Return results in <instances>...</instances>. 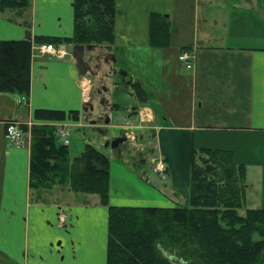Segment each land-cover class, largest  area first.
Segmentation results:
<instances>
[{"label":"crops","instance_id":"0c3cea01","mask_svg":"<svg viewBox=\"0 0 264 264\" xmlns=\"http://www.w3.org/2000/svg\"><path fill=\"white\" fill-rule=\"evenodd\" d=\"M115 11L112 45L58 44L65 51L60 59L30 55L28 95L0 93V264L93 259L106 207L63 198L72 193L66 186L28 185L29 128L40 123L33 111H75V120L48 123L62 126L66 138L91 110L93 89L103 114L113 112L115 122L105 118L91 126H109L112 140L124 138L113 149L123 146L124 163L158 195L144 201L163 207L185 202L191 148L230 150L233 139L244 142L240 149L251 143L253 163L264 173V0H115ZM152 13L167 23L163 47L149 44ZM72 27L71 0H30L21 14L0 12L4 41L68 38ZM74 46L82 47L84 74L75 68ZM181 51L193 53L190 69L177 61ZM6 122L25 128L21 144L4 138ZM131 149L134 156L126 153ZM151 160L164 164L162 175ZM108 203L116 204L109 196Z\"/></svg>","mask_w":264,"mask_h":264},{"label":"trees","instance_id":"16d2710c","mask_svg":"<svg viewBox=\"0 0 264 264\" xmlns=\"http://www.w3.org/2000/svg\"><path fill=\"white\" fill-rule=\"evenodd\" d=\"M30 0H0V12L23 13ZM68 38L0 40V93L26 97L32 44L106 45L114 41L115 0H71ZM167 23L149 16V44L163 47ZM77 113L34 110L38 124L29 128L31 189L66 186L76 194L95 195L106 207L105 264H171L159 246L182 250L191 264H264V208L238 210L244 204V166L229 149L191 148L185 202L174 207H118L108 203V159L85 144L70 162L56 143L50 122L75 120ZM23 131L25 128H23ZM195 260V262H194Z\"/></svg>","mask_w":264,"mask_h":264},{"label":"rangeland","instance_id":"374dc122","mask_svg":"<svg viewBox=\"0 0 264 264\" xmlns=\"http://www.w3.org/2000/svg\"><path fill=\"white\" fill-rule=\"evenodd\" d=\"M92 80V86L95 88L96 84ZM94 97L91 99V110L87 109L82 114L80 119V126H71L68 128L67 137L65 140L68 142L66 145L68 160L71 162L74 157H77L82 151L85 144H89L96 148L99 152L104 154L108 159V196L116 204L111 206L118 207H163L159 206L154 202H147L143 200V197L147 195L151 199H157L158 195L153 188L152 182H144L137 172L131 168L130 164H125L124 160L125 152L119 155V152L123 149L120 146L118 149H111L109 142L112 140L115 131L109 126L103 130L91 126L93 124L102 123L105 118L109 119V124L115 122L110 116L113 112L103 114L100 106L96 100L97 90L93 89L92 92ZM106 137V140L103 139ZM56 143H59V138H55ZM232 147L231 152L233 160L237 163L243 164L244 166V184H245V198L243 206L238 210L239 215H243L245 209H257L264 208V173L261 172L260 166L253 163L251 158V143H245L240 149L239 146L244 142H239L236 139L227 141ZM108 143V144H107ZM126 153H130V156H134V150H126ZM133 153V154H132ZM137 153V151H135ZM136 156V155H135ZM137 158V157H136ZM144 158V157H142ZM149 167V165H148ZM62 195V194H61ZM63 198H71L75 201H85L91 203L93 200H97L95 195L86 194H74L63 193ZM70 199V200H71ZM176 202H181L179 197H176ZM100 230L96 228V240L94 257L87 256L81 264H105V247H106V226L104 223L99 226ZM104 232V233H103ZM161 255L166 258L171 264H191V261L185 260L182 256V250L178 248L159 246ZM64 264L68 261L64 258ZM73 261L70 259V262ZM195 262V260H194Z\"/></svg>","mask_w":264,"mask_h":264},{"label":"built area","instance_id":"2783aa9c","mask_svg":"<svg viewBox=\"0 0 264 264\" xmlns=\"http://www.w3.org/2000/svg\"><path fill=\"white\" fill-rule=\"evenodd\" d=\"M31 55H38V56H44L48 55L50 57L54 58H62L65 55L64 48L62 46H54L49 43H42V44H35L31 47ZM194 60V55L190 51H181L177 56V61L181 63L185 69H190L192 66V62ZM23 101V97L21 98ZM56 134L59 137V139L62 140V144L66 145L67 141L65 140L64 131L62 129V126H57L55 128ZM25 133L20 125H18L15 122H6L4 124V138L11 144L18 145L21 144L24 140ZM154 162V168L153 171L157 174L162 175L165 170V166L161 161H153Z\"/></svg>","mask_w":264,"mask_h":264},{"label":"water","instance_id":"95a60500","mask_svg":"<svg viewBox=\"0 0 264 264\" xmlns=\"http://www.w3.org/2000/svg\"><path fill=\"white\" fill-rule=\"evenodd\" d=\"M73 50H74L73 57L75 60V68H76L79 75L84 74L85 71L87 70V65H86V63H84L82 61V47L74 46ZM123 141H124V138H122V137L115 138L109 143V146H110V148L113 149V148L117 147L118 144L122 143Z\"/></svg>","mask_w":264,"mask_h":264}]
</instances>
